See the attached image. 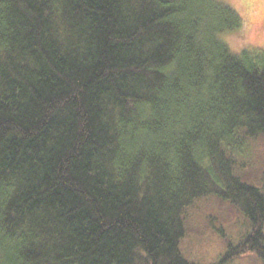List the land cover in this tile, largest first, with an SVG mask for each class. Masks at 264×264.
<instances>
[{"label":"trees","instance_id":"1","mask_svg":"<svg viewBox=\"0 0 264 264\" xmlns=\"http://www.w3.org/2000/svg\"><path fill=\"white\" fill-rule=\"evenodd\" d=\"M242 27L219 0H0V264H198L201 201L251 229L216 264H264V51L228 46Z\"/></svg>","mask_w":264,"mask_h":264},{"label":"rangeland","instance_id":"2","mask_svg":"<svg viewBox=\"0 0 264 264\" xmlns=\"http://www.w3.org/2000/svg\"><path fill=\"white\" fill-rule=\"evenodd\" d=\"M219 1L230 6L243 20V27L239 34L225 36L228 46L235 52L257 49L264 51V0ZM260 145L262 144L258 145L252 155L251 162L248 160V165L249 163L255 164V167L259 162L263 163L264 147H259ZM260 170L261 177L255 178V181L261 189H264V167H261ZM213 202H198L195 206L197 208L191 212L193 222L197 224L192 223V225L197 228L200 226L203 229V234H206L201 239L195 236L187 238L184 252L188 259L198 264H216L221 256L223 258L226 255L227 244L234 243L240 236L244 237L251 232L248 220L242 213L226 202ZM210 230L215 235L210 233ZM193 239L196 247L190 243ZM232 264H260V261L254 256H249L241 260L238 259Z\"/></svg>","mask_w":264,"mask_h":264}]
</instances>
